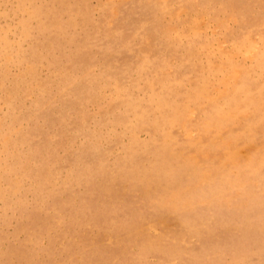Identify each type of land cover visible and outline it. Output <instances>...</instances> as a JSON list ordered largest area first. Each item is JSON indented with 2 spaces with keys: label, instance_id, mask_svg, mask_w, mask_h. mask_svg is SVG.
Here are the masks:
<instances>
[{
  "label": "rangeland",
  "instance_id": "obj_1",
  "mask_svg": "<svg viewBox=\"0 0 264 264\" xmlns=\"http://www.w3.org/2000/svg\"><path fill=\"white\" fill-rule=\"evenodd\" d=\"M0 264H264V0H0Z\"/></svg>",
  "mask_w": 264,
  "mask_h": 264
},
{
  "label": "bare ground",
  "instance_id": "obj_2",
  "mask_svg": "<svg viewBox=\"0 0 264 264\" xmlns=\"http://www.w3.org/2000/svg\"><path fill=\"white\" fill-rule=\"evenodd\" d=\"M203 24V23H202ZM202 31V30H201ZM224 110V109H223ZM226 111V110H225Z\"/></svg>",
  "mask_w": 264,
  "mask_h": 264
}]
</instances>
